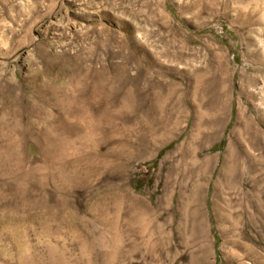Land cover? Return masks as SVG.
<instances>
[{
	"label": "rangeland",
	"instance_id": "rangeland-1",
	"mask_svg": "<svg viewBox=\"0 0 264 264\" xmlns=\"http://www.w3.org/2000/svg\"><path fill=\"white\" fill-rule=\"evenodd\" d=\"M263 69L264 0H0V264H264Z\"/></svg>",
	"mask_w": 264,
	"mask_h": 264
},
{
	"label": "bare ground",
	"instance_id": "bare-ground-1",
	"mask_svg": "<svg viewBox=\"0 0 264 264\" xmlns=\"http://www.w3.org/2000/svg\"><path fill=\"white\" fill-rule=\"evenodd\" d=\"M264 71V69L262 70ZM263 82H264V78H262ZM243 93L247 94L246 96L250 95L249 97L251 98H255V94L254 93H247L248 89L246 88V86L243 88L242 90ZM264 91L260 92V96L262 97L260 100V104L255 108V112L257 115L258 120L256 119L255 121H253L251 118L248 119L249 124L247 125V129L244 131V134L250 136L249 140L251 138V146L249 147V149L245 148L239 140L242 141V139H240V137L237 138L239 145H240V154L239 155H231V157L229 158L228 163L224 160L222 163V167L220 168V174L223 175V177H227L229 178L230 176H232L233 173H237L235 172L238 168V163H239V159L242 156H247L250 157L251 156V152L250 150H254V149H260L261 148V144H264V133L261 131V129L256 128V121L259 122L260 124L264 125V97H263ZM87 115V114H86ZM86 117V116H84ZM250 120V121H249ZM87 121V120H86ZM85 122V121H84ZM88 124V123H87ZM90 127V126H89ZM92 129V128H91ZM90 131V130H89ZM244 143V142H243ZM246 146V145H245ZM249 146V145H248ZM262 147H264L262 145ZM255 152V151H253ZM260 154V153H259ZM264 155V154H263ZM253 156V155H252ZM255 156V155H254ZM260 156V155H259ZM261 158V157H260ZM251 159V157H250ZM257 159V157H256ZM243 160V159H242ZM249 161V160H248ZM253 161V160H251ZM258 161V160H257ZM255 162V161H254ZM241 164V163H240ZM251 164V162H250ZM255 164V163H254ZM242 166V165H241ZM239 169V168H238ZM238 171V170H237ZM239 172V171H238ZM243 172V171H242ZM241 174V173H240ZM244 174V173H243ZM237 176V174H235ZM222 177V178H223ZM233 177V176H232ZM231 178V177H230ZM234 178V177H233ZM240 178V177H239ZM234 180V179H233Z\"/></svg>",
	"mask_w": 264,
	"mask_h": 264
}]
</instances>
